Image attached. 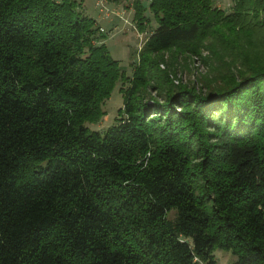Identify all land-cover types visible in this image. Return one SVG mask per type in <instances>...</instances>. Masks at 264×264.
<instances>
[{
	"label": "trees",
	"instance_id": "1",
	"mask_svg": "<svg viewBox=\"0 0 264 264\" xmlns=\"http://www.w3.org/2000/svg\"><path fill=\"white\" fill-rule=\"evenodd\" d=\"M78 5L0 0V264H264V0H133L131 76ZM171 48L226 72L144 97Z\"/></svg>",
	"mask_w": 264,
	"mask_h": 264
},
{
	"label": "rangeland",
	"instance_id": "2",
	"mask_svg": "<svg viewBox=\"0 0 264 264\" xmlns=\"http://www.w3.org/2000/svg\"><path fill=\"white\" fill-rule=\"evenodd\" d=\"M79 3V11L86 13L96 20L99 31L105 35L104 42L111 56L118 60L119 66L126 75L131 76L135 61L138 59L137 53L150 32L156 27V22L152 15L146 10L145 15L149 17L150 23L146 29L140 31L133 21V0H122L119 3H109L106 0H76ZM148 6L149 0H141ZM233 0H214V4L225 12L231 11ZM158 62L157 73L150 77L148 91L144 97H154L158 86V79L167 75L169 81L174 85H186L197 90L205 89V84L219 78L226 71L223 61L229 58L224 56L218 49V54L208 52L203 49L198 54H188L176 48L163 51L156 56ZM127 85V83H124ZM121 83L118 81L113 87L110 97L102 105L105 114L97 122L86 123L95 131L102 132L113 124L118 117V109L122 107ZM159 90V91H160ZM153 100L150 99L149 102ZM174 211H170L168 218L174 217ZM215 264H232L235 256L230 252L220 248L214 251Z\"/></svg>",
	"mask_w": 264,
	"mask_h": 264
},
{
	"label": "built area",
	"instance_id": "3",
	"mask_svg": "<svg viewBox=\"0 0 264 264\" xmlns=\"http://www.w3.org/2000/svg\"><path fill=\"white\" fill-rule=\"evenodd\" d=\"M201 264H203V263H201Z\"/></svg>",
	"mask_w": 264,
	"mask_h": 264
}]
</instances>
